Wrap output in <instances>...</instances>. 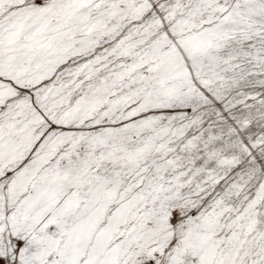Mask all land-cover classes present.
I'll use <instances>...</instances> for the list:
<instances>
[{
    "label": "snow or ice",
    "instance_id": "obj_1",
    "mask_svg": "<svg viewBox=\"0 0 264 264\" xmlns=\"http://www.w3.org/2000/svg\"><path fill=\"white\" fill-rule=\"evenodd\" d=\"M0 264H264V0H0Z\"/></svg>",
    "mask_w": 264,
    "mask_h": 264
}]
</instances>
